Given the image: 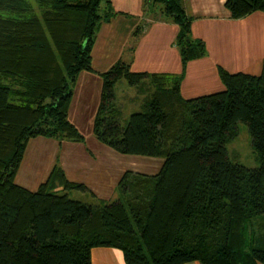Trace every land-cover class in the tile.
<instances>
[{"label": "trees", "instance_id": "1", "mask_svg": "<svg viewBox=\"0 0 264 264\" xmlns=\"http://www.w3.org/2000/svg\"><path fill=\"white\" fill-rule=\"evenodd\" d=\"M151 1L179 26L181 72L135 71L122 59L100 72L93 133L163 164L154 174L125 171L120 197L92 204L69 197L89 188L58 161L36 190L16 177L31 139L85 142L69 118L73 88L82 71L97 72V33L119 12L112 0H0V264H93L95 247L121 250L125 264H264V61L259 74L218 65L224 89L185 98L187 65L207 56L206 42L192 37L184 0ZM225 5L235 19L264 11V0ZM123 78L150 83L143 110L125 124L114 102ZM239 121L257 167L228 155Z\"/></svg>", "mask_w": 264, "mask_h": 264}, {"label": "crops", "instance_id": "2", "mask_svg": "<svg viewBox=\"0 0 264 264\" xmlns=\"http://www.w3.org/2000/svg\"><path fill=\"white\" fill-rule=\"evenodd\" d=\"M225 2L184 0L186 10L192 17V37L203 39L208 49L207 56L192 60L187 65L181 84L185 98L223 90L218 65L231 72L253 74H259L263 69L264 11L235 19ZM112 4L119 12L112 20L118 15L134 19L128 27V38L114 63L122 59L131 63L135 71L180 73L181 55L175 44L179 26L161 11L160 14H151L148 8L155 5L151 0H112ZM113 49L108 47L105 52L113 54ZM125 51L126 54H123ZM95 61L93 52V65L97 72L82 71L79 74L69 108V118L84 134L85 142H59L44 136L31 139L16 177L18 184L36 190L58 161L70 181L84 183L89 188L83 191L90 193L95 203L99 200L113 201L120 197L118 182L125 171L145 173L146 165L155 163L152 160L144 161L143 165L131 162L128 165L131 167H125L115 162L117 157L125 156H118L113 148L95 137L93 122L103 86L100 75L103 71L95 67ZM162 164L163 161H160L159 169ZM260 218L264 220V217ZM257 228L264 226L258 225ZM92 261L93 264H125L121 250L112 247L93 248ZM188 264L201 263L195 261Z\"/></svg>", "mask_w": 264, "mask_h": 264}, {"label": "rangeland", "instance_id": "3", "mask_svg": "<svg viewBox=\"0 0 264 264\" xmlns=\"http://www.w3.org/2000/svg\"><path fill=\"white\" fill-rule=\"evenodd\" d=\"M105 4H102L104 7ZM115 7V6H114ZM148 11L151 14H160V6L158 4L151 5L148 8ZM134 22L133 18H127L122 15H118L111 21V23H103L100 30L97 33L96 42L94 45L93 52L95 54V67L102 71L108 70L114 61L117 59L118 55L122 50V45L125 44L128 38V27ZM116 38L114 39L113 37ZM133 38L135 35L132 36ZM134 42V40H133ZM108 47L114 48V53H106ZM111 50V49H110ZM124 52V50H123ZM126 54V51L125 53ZM193 82V81H192ZM149 81L142 82L139 86H133L128 83L126 79H120L115 86V95L114 100L116 106L121 109V121L123 124L128 121L130 115L135 111H142L145 96L150 90ZM237 134L233 137H230L227 142L228 155L234 162H239L247 167L253 168L260 165L257 153L252 145V137L249 132L248 126L246 123L239 121L237 124ZM118 155L125 157H117L115 162L125 165V167L133 163L143 165V162L152 160L155 163L147 164L144 172L156 173L159 171L160 161H163V158L160 157H150V156H141L134 157L137 155H127L122 154L114 150ZM140 161H139V160ZM127 169V168H126ZM17 182V181H16ZM117 196V195H116ZM69 197L72 199H78L85 202L95 203L93 196L80 189H72L69 192Z\"/></svg>", "mask_w": 264, "mask_h": 264}]
</instances>
